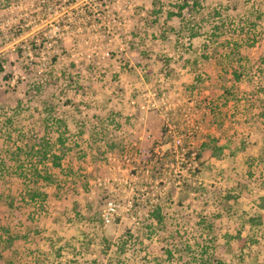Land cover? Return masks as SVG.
<instances>
[{
  "label": "rangeland",
  "instance_id": "rangeland-1",
  "mask_svg": "<svg viewBox=\"0 0 264 264\" xmlns=\"http://www.w3.org/2000/svg\"><path fill=\"white\" fill-rule=\"evenodd\" d=\"M184 1L0 0V208L40 142L72 170L16 264H264V0Z\"/></svg>",
  "mask_w": 264,
  "mask_h": 264
},
{
  "label": "trees",
  "instance_id": "trees-1",
  "mask_svg": "<svg viewBox=\"0 0 264 264\" xmlns=\"http://www.w3.org/2000/svg\"><path fill=\"white\" fill-rule=\"evenodd\" d=\"M20 0H2V2H5V6H11L13 4H18ZM45 4V3H44ZM46 5V4H45ZM50 4L46 5L47 8L49 7ZM200 6V2L198 0H193L192 5H189L188 1L185 0L183 5L178 7V11H168L167 12V17L172 18V17H177L179 20L184 19V10L187 9L189 12L192 11H197ZM46 8V7H45ZM163 12L162 11H157L154 13L153 17V22L157 21L158 19H162ZM63 23H61L62 26ZM194 36H197L196 33ZM60 41V40H59ZM33 43V42H32ZM31 46H34V43L31 44ZM2 63V62H0ZM0 68L2 69V65H0ZM241 73L238 71H234V77L235 79L241 78ZM7 76V75H6ZM5 76V77H6ZM68 130V129H66ZM66 139H63L60 137L58 139L60 145H65ZM44 141V140H43ZM41 144V150H34L35 147H31V153L30 154H38L40 155V165H43V168L38 167V165L32 164L30 161L29 164H26L27 167L24 163H21L20 161V166H19V173L17 175V182H18V188L16 189V193H18L17 198H10V202L8 203V207L5 208V204L3 208H0V260L3 262V264H16L14 260V256L17 255L18 253H21L20 251H24V248H19L18 246L23 243L24 236L16 231V222L21 220L19 217H15V213L13 212L14 209V204L17 206V210L20 212V214L24 215V206L21 204L27 203L28 198H31V200H36L39 198H46V194L48 193H42L41 190H38V188L34 189L33 187L36 185H40L41 187L43 186H50L54 185L56 186L57 190L60 189L62 186L60 183L64 182L65 178H68L72 174L71 169L64 168L63 165V156L59 154V152H56L55 150L52 151L51 155H48V148H49V143L44 141V143H39ZM207 144L203 143L199 147H197V159H198V167H196L195 171L197 173L200 172V167L202 166V160L204 158V154L207 152ZM24 151L22 149L19 150ZM15 154H18L15 153ZM51 156V157H48ZM50 158V162L52 166V171H50V167H48V163L44 160H48ZM60 172L62 175V178L64 179H58L55 178L52 172ZM60 182V183H59ZM13 192V191H12ZM2 199L3 197L0 195V205H2ZM16 201V203H15ZM154 215L157 217L158 221H162V217L160 215L159 210H157ZM25 221L27 219H24ZM27 222V221H26ZM21 224V223H20ZM25 226V224H24ZM27 241V238H25ZM169 255L171 256L170 259L172 258V252L168 251Z\"/></svg>",
  "mask_w": 264,
  "mask_h": 264
},
{
  "label": "built area",
  "instance_id": "built-area-1",
  "mask_svg": "<svg viewBox=\"0 0 264 264\" xmlns=\"http://www.w3.org/2000/svg\"><path fill=\"white\" fill-rule=\"evenodd\" d=\"M124 159H125V162H129L130 161V159H128L127 156H125ZM121 181H122V179H121ZM125 184H127V181H125ZM116 194H119V193H116ZM122 209H123V207L121 206L120 202H118L117 200L112 199V198L107 200L106 204H105V208H104V213L102 215L104 223L106 225L111 224L112 221L115 219V217L120 215V212L122 211Z\"/></svg>",
  "mask_w": 264,
  "mask_h": 264
}]
</instances>
